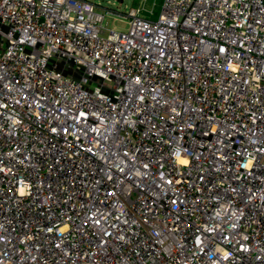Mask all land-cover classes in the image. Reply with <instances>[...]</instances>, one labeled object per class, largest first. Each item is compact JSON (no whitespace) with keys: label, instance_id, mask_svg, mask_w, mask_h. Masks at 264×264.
Returning a JSON list of instances; mask_svg holds the SVG:
<instances>
[{"label":"built area","instance_id":"1","mask_svg":"<svg viewBox=\"0 0 264 264\" xmlns=\"http://www.w3.org/2000/svg\"><path fill=\"white\" fill-rule=\"evenodd\" d=\"M104 16L0 0V264H264V0Z\"/></svg>","mask_w":264,"mask_h":264},{"label":"rangeland","instance_id":"2","mask_svg":"<svg viewBox=\"0 0 264 264\" xmlns=\"http://www.w3.org/2000/svg\"><path fill=\"white\" fill-rule=\"evenodd\" d=\"M97 8L105 12L104 22L118 29L126 27V11L137 10L141 14L155 17L160 8L161 0H93ZM152 10L150 13L149 10ZM1 42V40H0Z\"/></svg>","mask_w":264,"mask_h":264}]
</instances>
